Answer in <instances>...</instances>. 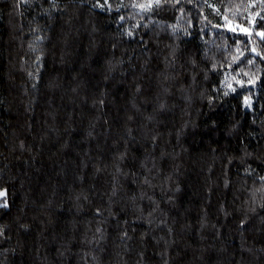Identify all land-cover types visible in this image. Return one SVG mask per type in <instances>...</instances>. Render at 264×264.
<instances>
[{
    "label": "trees",
    "instance_id": "obj_1",
    "mask_svg": "<svg viewBox=\"0 0 264 264\" xmlns=\"http://www.w3.org/2000/svg\"><path fill=\"white\" fill-rule=\"evenodd\" d=\"M0 264H264V0H0Z\"/></svg>",
    "mask_w": 264,
    "mask_h": 264
},
{
    "label": "snow or ice",
    "instance_id": "obj_2",
    "mask_svg": "<svg viewBox=\"0 0 264 264\" xmlns=\"http://www.w3.org/2000/svg\"><path fill=\"white\" fill-rule=\"evenodd\" d=\"M4 195V193L3 192H0V196H3Z\"/></svg>",
    "mask_w": 264,
    "mask_h": 264
}]
</instances>
